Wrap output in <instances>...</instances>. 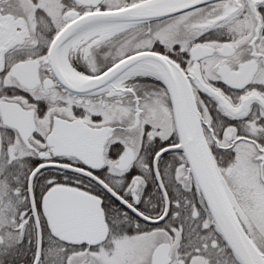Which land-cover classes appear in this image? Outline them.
Here are the masks:
<instances>
[{
    "label": "snow or ice",
    "instance_id": "6c2138e0",
    "mask_svg": "<svg viewBox=\"0 0 264 264\" xmlns=\"http://www.w3.org/2000/svg\"><path fill=\"white\" fill-rule=\"evenodd\" d=\"M0 264H264V0H0Z\"/></svg>",
    "mask_w": 264,
    "mask_h": 264
}]
</instances>
